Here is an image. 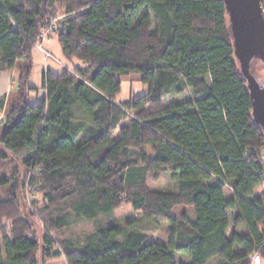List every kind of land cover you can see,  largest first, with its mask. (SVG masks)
I'll use <instances>...</instances> for the list:
<instances>
[{"label":"trees","instance_id":"16d2710c","mask_svg":"<svg viewBox=\"0 0 264 264\" xmlns=\"http://www.w3.org/2000/svg\"><path fill=\"white\" fill-rule=\"evenodd\" d=\"M145 7L152 20L135 26ZM45 30L82 66L43 73L45 94L31 104L32 53ZM15 69L14 94L0 99V160L24 176L0 173V264L264 260V196H254L264 184V132L224 0H0V73ZM131 74L147 92L116 103L120 77ZM167 97L177 101L165 106ZM163 173L176 192L148 187ZM121 206L141 220L98 222ZM181 206L191 215L177 218ZM71 220L93 230L60 239ZM142 221L166 223V240Z\"/></svg>","mask_w":264,"mask_h":264},{"label":"rangeland","instance_id":"374dc122","mask_svg":"<svg viewBox=\"0 0 264 264\" xmlns=\"http://www.w3.org/2000/svg\"><path fill=\"white\" fill-rule=\"evenodd\" d=\"M142 20H152L150 11L147 7H145L144 9H142V11L140 12L138 19H137V24L139 25L140 22ZM48 30H45V32L43 33V35L45 36V38H47V34ZM44 38V39H45ZM52 39V41L49 43V45L47 43H42V47L44 49L48 48L49 51L52 53L50 54V56H45L43 54V58L41 59L40 64L44 65L43 67L41 66L40 71L42 72V69L46 68V64L49 63V65L51 64H56V70L58 72L66 69L68 71H73L77 66H82L81 62L76 60V59H72V60H68L66 58H64V56L61 53L60 47L58 46V44L54 41L55 39L50 38V40ZM49 40V39H47ZM56 44V47L54 45L53 48V44ZM41 45V44H40ZM49 46V47H48ZM36 47V46H35ZM40 50H42V53H44L45 51H43V49L40 47ZM37 51V50H36ZM34 52V55L37 54V52ZM49 53V52H46ZM64 63V66H66V68H63V66L57 65V63ZM250 72L251 74L254 76V78L260 83V85L262 86V88L264 89V65L260 62L257 61H253L251 66H250ZM45 73V72H43ZM41 77V74H40ZM140 76L138 74H131L128 76H122L120 77V91L119 93L115 96V101L116 103H122V102H126L129 101L133 98H137L140 97L142 95H144L147 90H148V86L146 84H143L139 81ZM13 84H15V81L13 80ZM14 90L10 91V96H12L14 94L15 91V85H13ZM40 88L38 89L39 92H42L43 89L41 88V85L39 86ZM38 90L36 92H38ZM40 98V97H39ZM38 97H36L34 99V97L31 98V100H29V103L31 104H35L38 99ZM192 99V95L190 90H188L186 92L185 95V100H190ZM177 101L175 98L173 97H167L163 100V104L165 106L170 105L172 102ZM38 103V102H37ZM124 125V123L122 124ZM118 135V134H117ZM116 137V135H115ZM4 173L6 172L7 175H11L12 173L16 172L18 173V175L20 176H24V170L21 168V166L18 163H10L8 160H0V173ZM148 187L151 190H164V191H171V192H176L177 191V182H175L174 180L171 179V175L169 173H163V174H159L157 175V177H155V175H151L148 178ZM0 196L4 197V191L0 190ZM254 196L255 197H263L264 196V184L257 187L254 190ZM25 205H26V211L27 209L29 210L28 212L31 214L30 212V208L31 207V201L29 199V197L26 195L25 193ZM24 211V212H26ZM175 216L178 218L180 217V215L182 213H187L189 215H191L192 211L189 207H184L181 206L179 208H177L175 211ZM32 215V214H31ZM235 216V212H231L229 213V218H230V222H231V228L228 231V235H231L232 231L234 230L233 224H232V220L233 217ZM141 216L139 213H134L131 208L129 206H121L117 211L114 212V214L111 217L108 218H100L98 220L99 223H101L102 225H109L112 223H117L120 225H125L128 219H137V220H141L140 219ZM32 219V218H31ZM142 225L146 226L148 230H152V232L150 233V236L154 239H158L160 241L166 240L167 238V233H166V227L167 224L163 223V222H145L142 221ZM36 228L38 229V231L40 232V226L41 224L38 223H34ZM94 227V223L89 222V221H85V220H71V226L69 228V231L67 232V234H60V239L65 235H69V234H82V233H88L91 232L93 230ZM236 231L240 234L245 235L246 231L244 229L243 226H240L236 229ZM0 237H1V233H0ZM252 259V258H251ZM255 259V258H254ZM178 260L182 261L184 263L188 262V259L186 257H180L178 256ZM213 264H220L219 262H214ZM251 264H264V260L262 259H256L251 260Z\"/></svg>","mask_w":264,"mask_h":264},{"label":"water","instance_id":"95a60500","mask_svg":"<svg viewBox=\"0 0 264 264\" xmlns=\"http://www.w3.org/2000/svg\"><path fill=\"white\" fill-rule=\"evenodd\" d=\"M263 0H224L240 72L250 92L253 118L264 132V89L250 72L253 61L264 65Z\"/></svg>","mask_w":264,"mask_h":264},{"label":"crops","instance_id":"0c3cea01","mask_svg":"<svg viewBox=\"0 0 264 264\" xmlns=\"http://www.w3.org/2000/svg\"><path fill=\"white\" fill-rule=\"evenodd\" d=\"M138 19V18H137ZM137 19L135 21V26H139L137 24ZM50 38H52L51 36L50 37H47L45 39H43L41 42H40V47L43 49V51L45 52H49L48 54H52L48 48L44 49L42 47V43H47L49 45V43L52 41V39L50 40ZM49 39V40H47ZM53 39H55V37H53ZM56 43V39L54 40ZM54 43V42H53ZM58 44V43H57ZM54 45L56 47V44L54 43L52 46L54 48ZM59 46V45H58ZM49 47V46H48ZM37 50V51H36ZM37 52L36 55H34V52ZM43 53H42V50H40V48H34L33 49V53H32V58H33V66H32V71H31V74H30V77L28 79V82H27V85L28 87L30 88H40L39 86L41 85V77H42V74L43 72H46L48 70L54 72V73H60L56 70V64H51L49 65V63H47L45 66L46 68L42 69V72L40 71L41 69V66L43 67L44 65L40 64L42 63L41 62V59L43 58ZM57 65H60V66H63V68H66V66H64V63L60 62H56ZM56 67H54V66ZM79 67V66H77ZM77 67H74V68H77ZM40 74H41V77H40ZM18 77V71L15 69V70H11V71H3L0 73V99L1 98H5V101H6V104L10 101L11 99V96H10V91L11 90H14L13 86L11 84H13V80L15 81L16 78ZM14 85V84H13ZM45 94L44 90L42 92H31L30 95H29V100H31L32 97H34V99L36 97H40L38 99L37 102L40 101L41 97ZM36 102V103H37ZM35 103V104H36ZM0 120H5V115L3 114L1 119ZM46 264H67L64 257H59V258H55L53 260H50L49 262H47Z\"/></svg>","mask_w":264,"mask_h":264},{"label":"built area","instance_id":"2783aa9c","mask_svg":"<svg viewBox=\"0 0 264 264\" xmlns=\"http://www.w3.org/2000/svg\"><path fill=\"white\" fill-rule=\"evenodd\" d=\"M261 10H262V13H263V15H264V0L262 1V3H261ZM45 38V36L42 34L41 36H40V38H39V42H37L36 43V47L37 48H40V42L43 40ZM45 56H50V54H48V53H46V52H44L43 53ZM263 168H264V156H263ZM255 257L253 256L252 257V260H253V262H254V259Z\"/></svg>","mask_w":264,"mask_h":264}]
</instances>
